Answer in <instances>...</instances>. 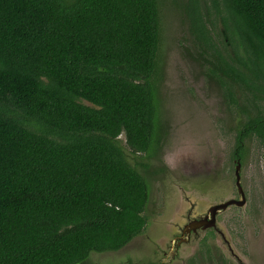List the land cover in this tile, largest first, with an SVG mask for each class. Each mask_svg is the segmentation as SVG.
I'll return each mask as SVG.
<instances>
[{
  "label": "trees",
  "instance_id": "1",
  "mask_svg": "<svg viewBox=\"0 0 264 264\" xmlns=\"http://www.w3.org/2000/svg\"><path fill=\"white\" fill-rule=\"evenodd\" d=\"M186 13L213 74L252 98L242 161L248 141L264 148V0ZM160 47L158 0H0V264H87L143 233L150 187L120 136L159 149Z\"/></svg>",
  "mask_w": 264,
  "mask_h": 264
},
{
  "label": "rangeland",
  "instance_id": "2",
  "mask_svg": "<svg viewBox=\"0 0 264 264\" xmlns=\"http://www.w3.org/2000/svg\"><path fill=\"white\" fill-rule=\"evenodd\" d=\"M158 2L161 47L154 80L159 149L150 156L134 153L125 135L120 136L129 161L149 183L148 223L124 248L93 252L87 264H264V148L257 139L246 143L242 160L247 204L219 217L221 230L241 260L212 233L205 234L204 242L182 247L179 254L170 247L171 231L188 207L184 196L203 207L237 198L233 155L252 98L236 84L231 96L227 84L213 74L211 52L202 49L190 30L189 0ZM211 20L207 29L217 41L222 26ZM260 105L264 110V102Z\"/></svg>",
  "mask_w": 264,
  "mask_h": 264
},
{
  "label": "flooded vegetation",
  "instance_id": "3",
  "mask_svg": "<svg viewBox=\"0 0 264 264\" xmlns=\"http://www.w3.org/2000/svg\"><path fill=\"white\" fill-rule=\"evenodd\" d=\"M233 160L235 162L234 177H235V187H236V192H237V198H229L225 201L232 200V199L237 200L240 198L239 189H238L237 183H236V181H237V179H236V165H237L238 161H240L242 164V161L239 158H233ZM241 171H242V168H241ZM241 177H242V175H241ZM241 185H242V182H241ZM242 187H243V185H242ZM243 190H244V187H243ZM244 193H245V197L247 199V195H246L245 190H244ZM184 199L186 200V202L188 204L187 210L183 214L178 225L171 231L172 234L170 235V239H169L170 247L175 252V254H179L180 249L182 247L197 244L199 241L204 242V239L206 238L205 234H208V233H212V235H215V236L219 235L222 238L223 242L227 245L228 242L223 239L222 234L220 232L222 228L219 224V217L224 212L229 210V208H232V207L242 208V207H240L236 204L229 205L225 210L220 211L216 214L215 225L211 226L210 228L203 229V228H201L202 224L199 225L197 222L210 217V208L212 205L209 204V205H206L204 207L199 206L197 203V200H195V199H193L187 195L184 196ZM247 201H248V199H247ZM195 221H196V223H194ZM227 247L229 249L228 245H227ZM234 257L241 260L239 258V256H234ZM160 264H164V262H161Z\"/></svg>",
  "mask_w": 264,
  "mask_h": 264
},
{
  "label": "water",
  "instance_id": "4",
  "mask_svg": "<svg viewBox=\"0 0 264 264\" xmlns=\"http://www.w3.org/2000/svg\"><path fill=\"white\" fill-rule=\"evenodd\" d=\"M223 35H224V38L226 40V42L229 44V40H228V37L226 35V32L223 30ZM241 168H242V164L240 161L237 162V165H236V183H237V187L239 189V194H240V198L237 199V200H228V201H223V202H219V203H211L210 205L211 208H210V217H208L207 219H204V220H201V221H198L197 223L199 225H201V228L205 229V228H210L211 226L215 225V222H216V219H215V216L218 212L220 211H223L225 210L229 205L231 204H236L240 207H245L246 204H247V199L245 197V193H244V190H243V187L241 185V182H242V177H241ZM209 205V204H207ZM206 206V204H205ZM196 223V221L194 222ZM221 234H222V237L225 241L228 242V246H229V252L233 255V256H238L235 252V250L233 249L232 245H231V242L230 240L228 239L226 233L221 230L220 231Z\"/></svg>",
  "mask_w": 264,
  "mask_h": 264
}]
</instances>
